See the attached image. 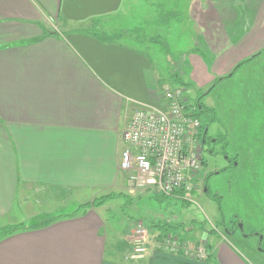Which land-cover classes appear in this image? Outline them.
Wrapping results in <instances>:
<instances>
[{
  "label": "crops",
  "instance_id": "0c3cea01",
  "mask_svg": "<svg viewBox=\"0 0 264 264\" xmlns=\"http://www.w3.org/2000/svg\"><path fill=\"white\" fill-rule=\"evenodd\" d=\"M179 1L168 6L166 0H0V227L20 223L21 201L35 195L68 201L88 192L93 199L127 187L119 169L127 116L136 107L155 106L163 85L176 78L173 63L166 61L165 75L159 72L158 49L144 50L139 31L150 27L158 30L155 36L169 38L188 25L210 42L203 45L210 62L189 55L194 79L195 73H209L224 52L234 50L242 61L264 47L263 0H248L259 7L241 32L243 37L250 28L245 37L263 42L257 48L251 43L242 54L238 31L234 38L224 28L236 20L231 0ZM132 16L138 24L124 28ZM114 29L124 36L111 38ZM103 225L91 205L27 228L0 240V264H213L212 248L207 247L208 259L193 261L151 242L144 257L130 259L128 242L109 244ZM217 248L222 264H245L229 244L218 242Z\"/></svg>",
  "mask_w": 264,
  "mask_h": 264
},
{
  "label": "rangeland",
  "instance_id": "374dc122",
  "mask_svg": "<svg viewBox=\"0 0 264 264\" xmlns=\"http://www.w3.org/2000/svg\"><path fill=\"white\" fill-rule=\"evenodd\" d=\"M172 1L178 4L179 0H166L167 5L170 6ZM231 1L235 4L232 3L236 20L233 24L224 25V28L234 38V33L238 31V37L241 39L235 43L241 44L242 54L248 48L251 50L249 46L251 43L257 48L263 42L260 38L250 40L249 37H245L251 33L250 28L243 37L241 35L246 27L242 24L243 21L252 16L253 9L257 12L259 5L248 0ZM263 2L264 0L261 3ZM259 13L263 19L259 26L264 28V6H261ZM129 21L132 24H124V28L128 29L138 24L133 16ZM180 22L174 20L173 25L176 29H182L183 25ZM113 31L111 34L118 33L119 39L124 36L122 29ZM157 32L158 30L154 31L150 27L144 28L137 33L139 38L137 43L141 44L144 50H150L149 45L158 49L160 73L165 75L168 69L167 62L174 64L176 73L185 84L173 79L167 82L172 88L180 87L184 99L192 103L197 101L200 95L201 102L213 108L216 120L207 125L208 133L216 137L222 136L225 147L223 143L217 142L214 154L207 152L202 154L204 164L198 175L197 190L195 194L189 195V200L156 196L150 190L130 193L127 187L125 188L126 184L122 189H115L113 196L95 206L104 222L102 232L107 235L109 244L116 241L128 242L129 254L133 226L137 221H142L149 233L148 246L151 245L150 242L153 245L166 234L175 232L179 239L192 245L200 241L204 244L211 243L209 248L213 251L210 261L213 264H222L218 255V242L229 244L236 256H239V260L245 264H264V47L239 66L232 76L228 73L241 59L238 58L240 56H234V52L236 54L234 50L233 54L224 52L222 57L215 58L213 66L208 64L209 73H195L197 79H194L187 66L189 55L198 54L206 62H210L203 48L204 43L210 47V42L208 43L206 39L204 42L199 35L192 34L188 25L184 32L173 33L169 38L160 33L158 42L152 43L150 37L155 36ZM227 43L224 42L223 46ZM146 53L148 56L154 55L152 51ZM219 73H223L222 76H219ZM164 102L162 99L155 106L162 108ZM200 120L204 121L205 116L201 115ZM225 156L234 160L228 162ZM201 176L206 178V192L203 191ZM103 194L107 193L95 194L93 197ZM212 194L218 195V201ZM88 199H92L88 192L77 197L70 195L68 201L51 200L35 195L33 200L21 201L17 209L21 216L17 219L27 226L36 225L41 219L40 216L45 215L47 219H54L56 217L54 214H65L78 208L79 204ZM38 209L46 210L37 217L31 216ZM52 209L54 212L51 213ZM220 220H223V225L219 224ZM177 224H181L178 231L168 230L165 235L163 226H159ZM221 235L224 238H220Z\"/></svg>",
  "mask_w": 264,
  "mask_h": 264
},
{
  "label": "built area",
  "instance_id": "2783aa9c",
  "mask_svg": "<svg viewBox=\"0 0 264 264\" xmlns=\"http://www.w3.org/2000/svg\"><path fill=\"white\" fill-rule=\"evenodd\" d=\"M162 108L142 105L127 116L121 139L119 169L126 174L130 193L150 190L167 197L189 200L196 193L202 168L200 138L202 121L195 115L194 102L183 98L180 87L164 84L159 101ZM158 247L170 253L181 252L193 261H203L208 252L204 242L189 244L179 235L166 234ZM149 233L142 221L133 226L130 259H140L148 252Z\"/></svg>",
  "mask_w": 264,
  "mask_h": 264
},
{
  "label": "trees",
  "instance_id": "16d2710c",
  "mask_svg": "<svg viewBox=\"0 0 264 264\" xmlns=\"http://www.w3.org/2000/svg\"><path fill=\"white\" fill-rule=\"evenodd\" d=\"M119 34L118 33H114V34H111L110 37L113 38V39H119ZM157 36H154V37H151L150 38V41L153 43H157ZM250 58H247L243 61H239L237 62L235 65H234V68L233 70L229 73L230 76L233 75V73L236 71V69L241 66L245 61H248ZM176 78H175V81H177L178 83L180 84H185V82L183 81V79L179 76L178 73H174L173 74ZM199 99L196 101V104H195V115L200 119V116L201 115H204L205 116V120L202 121V130H204V128H207V125H209L210 123L212 122H215L216 120V116L214 114V111H213V108L211 107H208L206 105H204L202 102H201V96L199 95ZM199 108H198V107ZM216 141L217 142H221L223 143L224 147H225V143L223 142L224 141V138H222V136H217L216 137ZM234 160V158H231ZM202 163L204 164V162L202 161ZM154 193V192H153ZM156 196H160V197H164L166 198L167 196H164V195H161V194H157V193H154ZM114 195V192H111V193H107V194H103L99 197H95L93 198L91 201H88V202H85V203H82L81 205H79V207L71 212V213H65V214H59L58 216H56L55 218H59V217H67V216H71V215H75L77 214L79 211L87 208V207H90L91 205L93 206H97L98 204H102L103 202L106 201L107 198L111 197ZM212 197L218 201V195L216 194H212ZM168 198V197H167ZM182 200V199H181ZM184 204H187L186 202L182 201ZM45 215L40 216L41 219H39L37 221V224L36 225H33V226H27L25 225L24 223L20 222V223H15V224H11V225H6V226H2L0 227V240H2L3 238H6L10 235H13L17 232H20V231H24L26 230L27 228H31V227H38L42 224H44V222H50L52 221V219H47L44 217ZM219 224L223 225V220H220ZM159 226H163L164 230H165V233L164 235L166 234V232H168V230H172V231H178V229H180L181 227V224H177V225H169V226H166V225H159ZM213 233L214 231L211 230ZM175 233V232H174ZM207 247L209 248V245L206 244V249ZM209 256H207L206 259H208Z\"/></svg>",
  "mask_w": 264,
  "mask_h": 264
},
{
  "label": "flooded vegetation",
  "instance_id": "af4514ba",
  "mask_svg": "<svg viewBox=\"0 0 264 264\" xmlns=\"http://www.w3.org/2000/svg\"><path fill=\"white\" fill-rule=\"evenodd\" d=\"M194 103L196 104V101ZM216 143H217L216 136L209 135L208 129L205 130V128H204V130L202 132V136L200 138L201 154H203L204 152H207V153H210V154H214L215 153L214 148H215V144ZM225 158H227L228 162L229 161H233V159L228 158L227 156H225ZM202 161L204 162L203 155H202ZM202 166H203V163H202ZM200 180H201V184H202L203 191H204V188L207 186L206 183H205L206 178H203L201 176Z\"/></svg>",
  "mask_w": 264,
  "mask_h": 264
},
{
  "label": "water",
  "instance_id": "95a60500",
  "mask_svg": "<svg viewBox=\"0 0 264 264\" xmlns=\"http://www.w3.org/2000/svg\"><path fill=\"white\" fill-rule=\"evenodd\" d=\"M205 130H207V128ZM204 191L206 192V187L204 188ZM239 226H241V225H239Z\"/></svg>",
  "mask_w": 264,
  "mask_h": 264
}]
</instances>
